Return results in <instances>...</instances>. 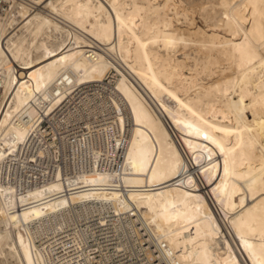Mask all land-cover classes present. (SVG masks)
Returning a JSON list of instances; mask_svg holds the SVG:
<instances>
[{"label":"bare ground","instance_id":"bare-ground-1","mask_svg":"<svg viewBox=\"0 0 264 264\" xmlns=\"http://www.w3.org/2000/svg\"><path fill=\"white\" fill-rule=\"evenodd\" d=\"M2 1L0 264H264V0Z\"/></svg>","mask_w":264,"mask_h":264},{"label":"built area","instance_id":"built-area-1","mask_svg":"<svg viewBox=\"0 0 264 264\" xmlns=\"http://www.w3.org/2000/svg\"><path fill=\"white\" fill-rule=\"evenodd\" d=\"M18 1H24V2H28V3H30V4H32L31 6L33 7V8H35V7H37L38 5H36V4H34L32 1L33 0H18ZM5 4L6 2L5 1H2V0H0V4Z\"/></svg>","mask_w":264,"mask_h":264},{"label":"rangeland","instance_id":"rangeland-1","mask_svg":"<svg viewBox=\"0 0 264 264\" xmlns=\"http://www.w3.org/2000/svg\"><path fill=\"white\" fill-rule=\"evenodd\" d=\"M197 20H198V22L200 23V24H202L203 25V22L201 21V19L197 16Z\"/></svg>","mask_w":264,"mask_h":264}]
</instances>
